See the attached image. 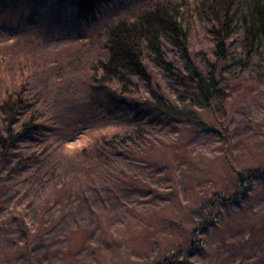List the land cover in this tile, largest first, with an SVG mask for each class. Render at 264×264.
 <instances>
[{
    "label": "rangeland",
    "instance_id": "374dc122",
    "mask_svg": "<svg viewBox=\"0 0 264 264\" xmlns=\"http://www.w3.org/2000/svg\"><path fill=\"white\" fill-rule=\"evenodd\" d=\"M157 1L113 0L84 23L74 20L66 1L39 7L9 0L0 7V100L21 90L43 127L40 137L15 145L0 165V264L169 260V252L185 247L201 203L214 193L240 195L235 171L264 169V65L243 74L229 67L226 112L195 105L204 122L199 128L144 118L136 145L90 150L103 137L115 135L120 143L139 123L127 112L111 114L91 79L103 58L104 29ZM163 51L181 69L165 42ZM188 52L200 68L214 61L199 23L190 31ZM143 61L155 91L168 102L189 103L182 82L166 76L146 51ZM132 82L133 96L148 98L145 83L135 77ZM39 146L47 155L38 158L42 172L24 177L17 166ZM20 219L28 227L26 241ZM201 238L202 249L189 263L171 264H264V182L252 181L246 196L220 207Z\"/></svg>",
    "mask_w": 264,
    "mask_h": 264
},
{
    "label": "trees",
    "instance_id": "16d2710c",
    "mask_svg": "<svg viewBox=\"0 0 264 264\" xmlns=\"http://www.w3.org/2000/svg\"><path fill=\"white\" fill-rule=\"evenodd\" d=\"M8 1L0 0V7L3 8ZM64 1L72 8L74 20L84 23L92 20L101 7L113 0H30L39 7L51 3L60 5ZM195 23L204 26L213 45L214 61H206L201 68L195 65L188 52V37ZM163 42L176 52L181 69L167 60ZM102 51L103 58L94 65L91 76L95 89L107 97L111 114L127 112L133 122L139 123H135L134 130L129 131L130 134H126L128 138H122L120 143L115 135L103 137L91 151L115 152L136 145L143 136L145 126L140 121L144 118H150L151 123L155 124L184 123L199 128L204 122L197 114L198 110L193 108L195 105L202 110L213 107L215 111L226 112L225 81L229 67L243 74L248 69L264 65V0H159L131 20H119L107 25ZM144 51L166 76L182 82L190 98L189 103L180 98L181 101L177 99V103L168 102L152 88V78L143 61ZM132 77L145 83L148 98L133 96L137 93V87ZM38 119L39 111L29 104L21 90L2 97L0 165L11 158L15 145L40 137L43 127ZM45 150V147L39 146L34 154L23 160L21 166H17L24 177H39L42 162L38 158L45 156L47 159ZM87 151L83 149L80 153ZM235 175L234 186L242 189L241 194H212L198 207L194 215L196 225L188 228L185 247L169 252V260L161 258L151 264H171L174 261L189 263L188 259L202 249L201 234L218 209L236 203L237 197L246 196L252 181L264 182V169L235 171ZM245 184L247 187H244ZM19 223L26 241L29 237L28 227L23 219Z\"/></svg>",
    "mask_w": 264,
    "mask_h": 264
}]
</instances>
